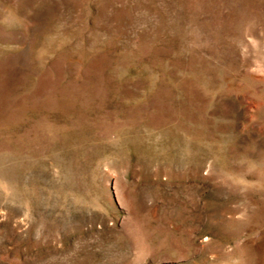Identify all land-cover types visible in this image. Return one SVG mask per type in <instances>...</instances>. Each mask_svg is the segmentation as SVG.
Returning <instances> with one entry per match:
<instances>
[{"label":"rangeland","instance_id":"374dc122","mask_svg":"<svg viewBox=\"0 0 264 264\" xmlns=\"http://www.w3.org/2000/svg\"><path fill=\"white\" fill-rule=\"evenodd\" d=\"M0 264H264V0H0Z\"/></svg>","mask_w":264,"mask_h":264}]
</instances>
